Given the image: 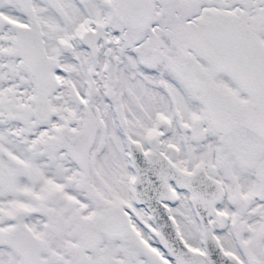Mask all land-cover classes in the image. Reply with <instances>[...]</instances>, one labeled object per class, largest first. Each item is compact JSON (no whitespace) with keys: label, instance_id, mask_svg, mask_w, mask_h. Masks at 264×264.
I'll return each mask as SVG.
<instances>
[{"label":"snow or ice","instance_id":"6c2138e0","mask_svg":"<svg viewBox=\"0 0 264 264\" xmlns=\"http://www.w3.org/2000/svg\"><path fill=\"white\" fill-rule=\"evenodd\" d=\"M0 264H264V0H0Z\"/></svg>","mask_w":264,"mask_h":264}]
</instances>
